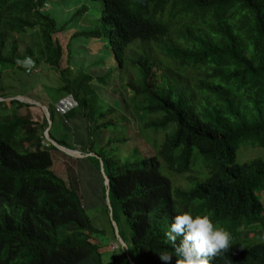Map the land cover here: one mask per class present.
<instances>
[{"label": "trees", "instance_id": "1", "mask_svg": "<svg viewBox=\"0 0 264 264\" xmlns=\"http://www.w3.org/2000/svg\"><path fill=\"white\" fill-rule=\"evenodd\" d=\"M50 1L0 0V98L26 90L12 94L3 75L24 70L17 63L26 57L59 73L58 96L76 102L63 118L86 123L82 161L108 181L105 211L124 244L105 242L78 186L53 170L58 148L45 136L47 118L35 122L20 112L29 103L0 100V264H164L161 253L175 264L164 234L184 211L208 215L231 235L209 264H264V155L238 161L244 149L264 150V0H87L97 3L102 28L73 31L68 47L105 36L114 65L97 75L62 66L56 34L65 24L47 12ZM76 17L91 21L89 6ZM27 31L37 35L21 50L16 36ZM129 67L125 101L151 155L128 145L125 104L101 95L112 73ZM47 108L50 137L74 149L54 131L56 108Z\"/></svg>", "mask_w": 264, "mask_h": 264}, {"label": "rangeland", "instance_id": "2", "mask_svg": "<svg viewBox=\"0 0 264 264\" xmlns=\"http://www.w3.org/2000/svg\"><path fill=\"white\" fill-rule=\"evenodd\" d=\"M89 6L92 12L91 21L81 20L76 17L71 20L74 13L81 6ZM47 8V7H46ZM47 12L50 13L58 21V25L65 24L63 31L56 34V39L62 44L64 48V55L62 59V66H69L73 72L78 70L79 65H83V70L85 72H92L97 75L98 70L101 74L111 65H114V56L112 53L111 43L105 36L101 38H87L86 36L75 38L71 45L72 50L69 49V35L73 31L82 29H96L98 27L102 28L101 14L98 13L99 8L97 3H89L87 0H51ZM37 32L27 31L22 35H17V41L20 44L21 50L25 49L27 44L30 43L32 36H36ZM14 40L13 37H10ZM40 52V49H38ZM72 55L70 58L68 56ZM40 56H42L40 54ZM96 56H100L95 58ZM27 58V59H26ZM24 61L32 62L30 57H26ZM29 58V59H28ZM101 58L102 67L97 68L94 63ZM72 59V62L70 63ZM22 61V60H21ZM21 61H18V65H21ZM24 66V65H23ZM35 72H29L25 68L21 70L19 68H14L12 70L3 73L6 80H12L14 83V89L10 91L12 94L18 93L21 89L26 88L30 90L31 93H27L24 90L20 91L25 95H30L34 100L41 102L43 105L48 106V104H53L57 111V126L54 131L58 137H64L74 148V150L80 151L81 156L68 155L60 149L52 151L54 158L53 170L69 185L78 186L81 195L83 196L86 204V210L89 214L92 223L99 229L104 231L105 242H108L113 249L118 247V242H120V237L117 232H113V227L116 224L112 223L105 211V205L107 204V193L105 190V197L102 194L103 185H105V180L103 179L97 170L90 165V163L82 161L85 156L82 153V149L88 144V135L86 131V123L84 119L77 115L72 120H65L63 114L69 108L76 106V102L71 96L59 97L57 94V88L61 85L60 75L55 70L51 69L48 64L42 62L37 65ZM133 70L131 67L119 71V73H112L109 86L101 90V95L106 97L111 105H114V101L120 99L125 107L123 109V114L128 118V132H129V142L130 147H137L145 155H151L154 150L151 146L150 140L146 137L144 132L140 129V126L136 120L135 114L132 107H129L125 101L127 96L133 93L127 88V80L125 77H132ZM2 75V74H1ZM95 87V85H94ZM127 88V89H126ZM22 94V95H23ZM10 97L3 98L8 104L11 102L7 99ZM22 114L31 117L35 122H42L43 118L46 117L45 110L41 107L30 104L28 107H19ZM148 136H153L152 132L147 134ZM162 134H159L160 137ZM264 150L247 148L241 153H238V161H247L256 156H263ZM70 156V157H69ZM264 157V156H263ZM113 226V227H112ZM114 235L116 240H114ZM110 247L105 249L104 260L108 262L111 255Z\"/></svg>", "mask_w": 264, "mask_h": 264}, {"label": "clouds", "instance_id": "3", "mask_svg": "<svg viewBox=\"0 0 264 264\" xmlns=\"http://www.w3.org/2000/svg\"><path fill=\"white\" fill-rule=\"evenodd\" d=\"M230 240V233L214 226L208 215L184 211L174 215L163 242L174 249L175 264H209L212 257L229 248ZM159 258L164 264H173L172 255L161 253Z\"/></svg>", "mask_w": 264, "mask_h": 264}, {"label": "water", "instance_id": "4", "mask_svg": "<svg viewBox=\"0 0 264 264\" xmlns=\"http://www.w3.org/2000/svg\"><path fill=\"white\" fill-rule=\"evenodd\" d=\"M13 99L20 100L21 102H24V103L35 104V105L41 107L43 110H45L46 118L49 121V127L47 128V130L45 132V136H46L47 140H49L54 146H56L58 149L62 150L63 152H65L68 155H72V156H76V157L81 156L80 152L78 150H76V149L74 150V149H70V148L64 147V146L58 144V142H56L55 140H53L50 137L49 130L52 127V123H51V121L49 119L50 113H49V110H48L47 106L43 105L41 102H39L37 100H34V99L30 98V97L23 96V95H18L16 97H10L7 100L11 102ZM0 100L4 101L5 99L0 98ZM107 183H108V181H106V184ZM116 228L117 227H115V231L117 232L116 234H118V230ZM118 236H119V234H118ZM120 242L122 244H124V242H123V240L121 238H120Z\"/></svg>", "mask_w": 264, "mask_h": 264}, {"label": "built area", "instance_id": "5", "mask_svg": "<svg viewBox=\"0 0 264 264\" xmlns=\"http://www.w3.org/2000/svg\"><path fill=\"white\" fill-rule=\"evenodd\" d=\"M45 6H48V3H45ZM24 65V66H23ZM22 66H23V68H25L27 71H29L30 73L31 72H35V65L33 64V63H31L30 61H27V62H24V63H22ZM70 108L68 107V110H69Z\"/></svg>", "mask_w": 264, "mask_h": 264}]
</instances>
